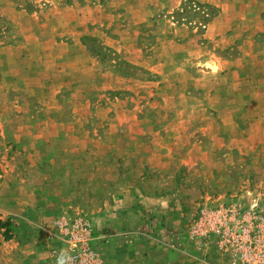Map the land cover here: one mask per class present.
Here are the masks:
<instances>
[{
	"label": "rangeland",
	"instance_id": "1",
	"mask_svg": "<svg viewBox=\"0 0 264 264\" xmlns=\"http://www.w3.org/2000/svg\"><path fill=\"white\" fill-rule=\"evenodd\" d=\"M109 2L0 0V264L26 234L63 264H162L151 240L167 264H264V0H183L138 63L94 21ZM112 234L137 262L100 254Z\"/></svg>",
	"mask_w": 264,
	"mask_h": 264
},
{
	"label": "crops",
	"instance_id": "2",
	"mask_svg": "<svg viewBox=\"0 0 264 264\" xmlns=\"http://www.w3.org/2000/svg\"><path fill=\"white\" fill-rule=\"evenodd\" d=\"M183 0H110L108 3L109 7H102L97 10H92V16L94 18L95 22H99L101 25L105 24L107 22L108 27L113 28L114 32L120 33V38L117 40L116 37H114V41L117 40L118 42H121L122 45H115L112 43V41L108 40V43L112 46L116 47L119 50H124L127 55L126 58L130 61H133L134 63H138L135 61V58L138 57V48L135 47V44L138 43V35L140 32V27L144 25L147 21H157V27L158 29H161L160 38L165 40L166 38H172L173 33V27H172V20L168 17L167 13L171 12L174 8L178 7ZM209 2H217L218 0H206ZM225 3H222V14L224 12H228L230 8V0H225ZM243 2V0H238V2ZM120 7H123V10L120 11ZM221 14V15H222ZM156 16H159V18H156ZM216 21L212 23L210 26V29L213 27H217V24L215 25ZM168 24V32L170 34H164L167 32V27L165 25ZM125 47V48H124ZM129 53V55H128ZM220 63V61L214 59V63ZM68 122V121H66ZM6 206V205H5ZM7 207V206H6ZM105 216V215H104ZM103 217V216H102ZM103 222H100V228L99 234L103 235V227L108 226L110 223L106 218H100ZM96 220V219H95ZM30 222V221H29ZM23 226L25 225L28 229H32L35 232L38 231V228L40 227L39 223H25L22 220L21 223ZM96 224V225H97ZM43 226H41L42 228ZM43 229V228H42ZM125 230H123L124 232ZM118 234V233H114ZM112 234L113 237L110 236V238L107 236L105 239L100 240L101 245V251L100 254L103 255V257L108 258H118L117 262L121 260L129 258L130 256L133 257L134 262H137L138 259L134 256V254L137 251H141V247L139 245L133 244L131 242H127V240L123 237H118L116 235ZM32 235V233H31ZM119 235V234H118ZM141 235V233H140ZM30 234H26L22 237L23 241V247L19 262L20 264H60L61 257L67 254L68 251L64 255L57 252V256L51 255L49 257L48 255L51 254V247L48 244H46V240L44 239L39 243L34 241L33 239H29ZM116 236V237H115ZM117 238V240H115ZM43 239V238H42ZM160 243V244H159ZM145 248L146 251H150L151 253L154 251H161L164 253V258L161 260L162 264H167L168 262L171 263V261L167 262V258L171 254H166V243H162L160 241H154L151 240ZM62 248V247H61ZM64 248V247H63ZM169 247V251H170ZM124 255L122 258L120 256ZM130 255V256H129ZM44 256L47 257V260H44ZM121 259V260H120ZM125 259V260H126ZM13 260L10 262V264H14ZM132 260V259H131ZM155 259L152 258V260L148 259L146 260V263L152 264L154 263ZM156 264V263H154Z\"/></svg>",
	"mask_w": 264,
	"mask_h": 264
},
{
	"label": "built area",
	"instance_id": "3",
	"mask_svg": "<svg viewBox=\"0 0 264 264\" xmlns=\"http://www.w3.org/2000/svg\"><path fill=\"white\" fill-rule=\"evenodd\" d=\"M88 228V223H86V222H82V224H81V229L82 230H86ZM85 245H87V244H85ZM84 250H86V248H84ZM82 253L81 252H79V254L78 253H74V254H72L71 256H69V258L67 259V262H66V264H76L78 261H79V255H81ZM85 259H87L88 261H93L94 260V258H93V254L91 253V252H86V254H85ZM91 264H98L97 262H96V260H94V262H91Z\"/></svg>",
	"mask_w": 264,
	"mask_h": 264
},
{
	"label": "clouds",
	"instance_id": "4",
	"mask_svg": "<svg viewBox=\"0 0 264 264\" xmlns=\"http://www.w3.org/2000/svg\"><path fill=\"white\" fill-rule=\"evenodd\" d=\"M60 264H63V257H61Z\"/></svg>",
	"mask_w": 264,
	"mask_h": 264
}]
</instances>
